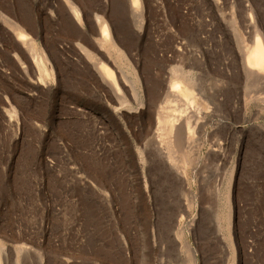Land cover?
I'll list each match as a JSON object with an SVG mask.
<instances>
[{"label":"rangeland","instance_id":"rangeland-1","mask_svg":"<svg viewBox=\"0 0 264 264\" xmlns=\"http://www.w3.org/2000/svg\"><path fill=\"white\" fill-rule=\"evenodd\" d=\"M15 1L0 0V264H264V73L242 62L264 0H140V28L127 0Z\"/></svg>","mask_w":264,"mask_h":264},{"label":"bare ground","instance_id":"bare-ground-1","mask_svg":"<svg viewBox=\"0 0 264 264\" xmlns=\"http://www.w3.org/2000/svg\"><path fill=\"white\" fill-rule=\"evenodd\" d=\"M18 0H16L15 1V3L17 2ZM26 2H27V4L25 3L24 5H25V8H21L22 10H24V13H25V15H27L29 12H30V6L28 5V0H25ZM128 1V3H129V17H130V19H131V22L132 23H130L131 24V26H132V24L135 26V27H137V28H140L141 26H142V9L140 8L141 7V5H140V0H127ZM18 2H22V0L20 1H18ZM18 2H17V4H18ZM22 2V3H23ZM22 3H19L20 5L22 4ZM61 3V2H60ZM70 3V2H69ZM18 4V5H19ZM30 4V3H29ZM116 4V3H115ZM17 5V7H19ZM23 5V6H24ZM27 5V6H26ZM31 5V4H30ZM60 5H62V3L60 4ZM59 5V6H60ZM22 6V5H21ZM20 6V7H21ZM74 6V5H73ZM117 7H118V5H117ZM117 7H114V8H117ZM32 8V7H31ZM61 8V10H62V6L60 7ZM72 8V12H73V15H75V17H77L78 18V16H79V12H78V9H77V7L76 6H74V7H71ZM65 9V8H64ZM19 10H20V8H19ZM59 11L60 13L63 11ZM114 10V9H113ZM118 10L119 11H117V12H115V13H118V12H120L121 13V15L123 14L124 15V7H123V5H119V8H118ZM33 11V10H32ZM65 11H66V9H65ZM115 11V10H114ZM22 12V11H21ZM41 12H43V11H41ZM67 12H68V10H67ZM23 13V14H24ZM63 13H66V12H64L63 11ZM22 14V13H21ZM22 14V15H23ZM68 14V16H70V17H73V16H71V15H69V13H67ZM64 15H66V14H64ZM44 16V15H43ZM63 16V15H62ZM67 15L65 16V18L66 17H68ZM3 17H4V15H3ZM70 17H68V18H70ZM80 17V16H79ZM124 17V16H123ZM6 18V17H5ZM60 18V17H59ZM62 18V17H61ZM65 18H64V16H63V19L65 20ZM127 19V18H126ZM126 19H124V21L126 22ZM29 20V19H28ZM31 20V19H30ZM70 20V22H71V18L70 19H67V21H69ZM97 22L96 23H99L100 25H101V35L103 36V37H105L107 34H108V32H109V30H108V28H107V25H106V22H105V20L102 18V17H100V16H97L96 15V19H95ZM123 19H121V21H122ZM3 21H5L7 24H10L11 26H12V28L14 29V30H16V31H18V32H20V33H22L21 35H20V37H19V39L20 40H22V41H25V40H27V34L26 33H24L14 22H12L11 20H9V18L8 19H5V20H3ZM66 21V20H65ZM73 21V20H72ZM120 21V22H121ZM249 25H251V23H252V17H251V15L249 14ZM28 22H31L32 23V20L31 21H28ZM28 22H26V23H28ZM63 22V21H62ZM69 23V22H68ZM72 23V22H71ZM69 24V26L70 25H73V24ZM123 23V22H122ZM127 23V22H126ZM28 24H30V23H28ZM28 24H27V26H28ZM63 24H65V25H67V22L65 23H63ZM125 24V23H124ZM128 24V23H127ZM126 24V25H127ZM31 25V24H30ZM29 25V26H30ZM62 26V25H61ZM65 27V26H64ZM67 27H68V25H67ZM61 28V27H60ZM66 28V27H65ZM69 28H71V26L69 27ZM62 29V28H61ZM129 29V28H128ZM127 29V30H128ZM71 29H69V31H70ZM126 30V29H125ZM126 30V31H127ZM72 31V30H71ZM70 33V32H69ZM82 36H84V35H82ZM264 36H262V33L261 32H258V31H255L254 33H253V40H252V43H251V45L250 46H248L246 49H245V51H244V55L242 56V62H243V67H244V69H245V71H246V73L248 72V74H250V71H254V70H257V72H258V74H262V73H264V38H263ZM106 39H108L109 40V38H106ZM112 41V40H111ZM127 42V41H126ZM131 42V41H130ZM108 43H109V41H103L102 43H100V45H101V47L103 48V49H105L106 47H107V45H108ZM129 43V42H128ZM25 44H26V42H25ZM24 44V45H25ZM28 45V43L25 45V46H27ZM27 48V47H26ZM29 48V47H28ZM27 48V49H28ZM85 52H86V54H87V56H88V58L89 59H91L93 56L90 54V52H88V51H86V50H84ZM108 54L109 53H111V52H115L116 54H120V49L118 48V47H115V45H112V47L111 48H109L108 50ZM111 51V52H110ZM33 59H34V62H35V64L37 65L36 67H37V69H38V77H37V81H38V83H42L43 81H45V79H47L49 76H50V74L48 73V69H47V67H46V64H45V62H44V59H43V57L42 56H40L39 54H37V53H34L33 54ZM97 70L99 71V73L101 74V76H102V78L104 79V81L105 82H107V84H109V85H111V86H113L114 88H115V91L117 90V86H116V82H115V80H114V76H113V74H112V72L108 69V67H107V65H105L104 63H102V62H100L99 63V65H97ZM256 72V73H257ZM36 73H37V70H36ZM124 77V76H123ZM126 77V76H125ZM124 77V78H125ZM127 78V77H126ZM125 78V80H127ZM128 81V80H127ZM131 82V81H130ZM177 82H175V84H176ZM193 88V87H192ZM191 87H189V89L190 90H187V88H186V92H185V94H188L189 92V94H191V90H193ZM195 90V89H194ZM194 92V91H193ZM196 92V91H195ZM200 94V93H199ZM192 95V94H191ZM195 98H196V95H194V96H191V98H190V104L192 105V106H194L195 105ZM204 98V97H203ZM203 98L201 97V101H203ZM121 102H123V100L121 101ZM204 103V102H203Z\"/></svg>","mask_w":264,"mask_h":264}]
</instances>
